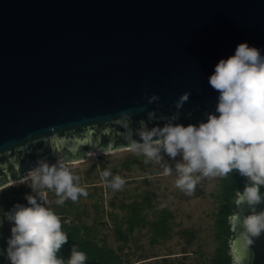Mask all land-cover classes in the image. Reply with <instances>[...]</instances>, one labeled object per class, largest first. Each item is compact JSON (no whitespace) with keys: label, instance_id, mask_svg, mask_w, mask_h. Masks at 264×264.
<instances>
[{"label":"water","instance_id":"95a60500","mask_svg":"<svg viewBox=\"0 0 264 264\" xmlns=\"http://www.w3.org/2000/svg\"><path fill=\"white\" fill-rule=\"evenodd\" d=\"M244 42L264 55V0H0V190L39 160L128 150L122 123L139 141L141 121L206 120L209 77ZM122 112L131 118L117 123ZM240 264H264V234Z\"/></svg>","mask_w":264,"mask_h":264},{"label":"clouds","instance_id":"9594fccd","mask_svg":"<svg viewBox=\"0 0 264 264\" xmlns=\"http://www.w3.org/2000/svg\"><path fill=\"white\" fill-rule=\"evenodd\" d=\"M208 83L218 93L215 113L198 124L177 123L179 112L166 120L163 127L147 128L141 121L138 131L140 140L130 138L128 123H122L123 138L128 149L145 157L144 163L154 161L163 166L164 175H173V168L164 161L163 152L175 164V185L186 195H193L202 178H224L238 173L246 183L236 192V209L246 205L248 213L241 215L235 210L229 217L235 240L231 246L236 264L254 243V238L264 234V55L261 49L240 43L235 54L220 59L215 65ZM190 94L183 93L175 104L179 110L189 100ZM158 97L153 96L151 100ZM218 113V115H217ZM153 114H148L152 121ZM130 114L122 112L116 121L130 120ZM107 185L118 191L126 181L111 170L101 173ZM112 177L109 181L107 178ZM31 181L35 195L26 194L27 206L14 205L5 214L13 223L7 241L6 256L10 264H86L88 256L71 248L65 260L59 253L68 243L61 218L47 207V192H53L57 204L66 200L77 202L80 196L87 197V190L80 185V177L69 166L68 157L59 156L50 164L37 161L26 176ZM47 190V191H44ZM259 209V210H258Z\"/></svg>","mask_w":264,"mask_h":264},{"label":"rangeland","instance_id":"374dc122","mask_svg":"<svg viewBox=\"0 0 264 264\" xmlns=\"http://www.w3.org/2000/svg\"><path fill=\"white\" fill-rule=\"evenodd\" d=\"M104 155L102 161L97 159L96 154L69 164L74 174L80 177V185L87 190V197L80 196L77 202L69 199L60 205L56 202L58 197L53 192H47V207L55 213L61 211L66 214L68 220L93 226L94 238L113 249L119 255L121 264H194L209 261L219 243L213 225L220 205L217 178H202L194 194L189 196L175 185V164L180 157L173 161L161 153L164 161L173 168V175L165 176L162 165L154 161L145 164L143 155L129 149ZM92 163L95 164L93 169L90 166ZM104 170H111L113 176L120 175L125 179L121 190L113 191L107 185L101 176ZM111 179L108 177L109 181ZM30 185L31 181L25 179L0 190V232L10 229L9 238L13 223L3 220L2 215L14 205L27 206L26 194L35 195ZM143 196L149 205L144 204L139 213L140 220L127 234L126 240L118 239L114 223L125 231V203L133 198L140 201ZM109 201L113 202L110 206ZM161 210L169 213L166 221L169 235L151 244L148 223ZM6 249L0 250V264H10ZM69 257L67 254L65 260Z\"/></svg>","mask_w":264,"mask_h":264},{"label":"trees","instance_id":"16d2710c","mask_svg":"<svg viewBox=\"0 0 264 264\" xmlns=\"http://www.w3.org/2000/svg\"><path fill=\"white\" fill-rule=\"evenodd\" d=\"M104 156V154L98 155L97 159L102 161ZM90 166L91 169H93L95 164L92 163ZM102 167L103 165L100 163V168ZM245 183V178L241 177L235 172L230 173L224 178L217 177V188L220 205L215 213L213 225L215 228V237L219 243L214 248V253L209 261L194 264H229L226 240L230 233L228 229L230 223L227 216H230L234 212V200L236 198L235 193L238 190H242ZM263 190L264 187L261 188V191ZM108 204L110 206L113 204V202L109 201ZM144 204L149 205L148 200L144 196L140 201H137L135 198H133L129 203H125V231H121L119 226L114 223V232L118 239L122 241L126 240L127 234L130 232L133 226L139 222V213ZM94 207L96 206L94 205ZM56 214L60 216L63 230L68 235V243L62 247L59 253L63 259H65L67 254L70 256L72 246L76 245L78 250L87 254L88 260L86 264H121L119 255L113 249L106 246L103 242H97V240L94 238L95 230L93 226L74 221V219L68 220L66 214H63L61 211ZM168 217L169 213L161 210V213L153 221L148 223L151 231V244L157 242L159 239H164L169 235L168 226L166 224ZM2 219L7 221L5 215H2ZM9 234L10 229L5 232H0V250H5L7 248ZM118 249H121V247H118Z\"/></svg>","mask_w":264,"mask_h":264},{"label":"bare ground","instance_id":"6f19581e","mask_svg":"<svg viewBox=\"0 0 264 264\" xmlns=\"http://www.w3.org/2000/svg\"><path fill=\"white\" fill-rule=\"evenodd\" d=\"M76 162H69V164H75ZM24 180V179H23Z\"/></svg>","mask_w":264,"mask_h":264},{"label":"built area","instance_id":"2783aa9c","mask_svg":"<svg viewBox=\"0 0 264 264\" xmlns=\"http://www.w3.org/2000/svg\"><path fill=\"white\" fill-rule=\"evenodd\" d=\"M25 179H27V178H25ZM25 179H24V180H25Z\"/></svg>","mask_w":264,"mask_h":264}]
</instances>
